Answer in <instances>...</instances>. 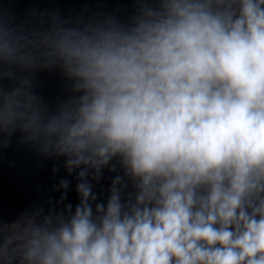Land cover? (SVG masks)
Returning a JSON list of instances; mask_svg holds the SVG:
<instances>
[{"label": "clouds", "instance_id": "9594fccd", "mask_svg": "<svg viewBox=\"0 0 264 264\" xmlns=\"http://www.w3.org/2000/svg\"><path fill=\"white\" fill-rule=\"evenodd\" d=\"M10 2L0 264H264V0Z\"/></svg>", "mask_w": 264, "mask_h": 264}]
</instances>
